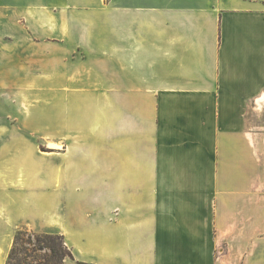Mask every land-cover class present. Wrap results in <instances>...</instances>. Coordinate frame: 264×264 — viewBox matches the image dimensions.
Returning a JSON list of instances; mask_svg holds the SVG:
<instances>
[{"label":"crops","instance_id":"1","mask_svg":"<svg viewBox=\"0 0 264 264\" xmlns=\"http://www.w3.org/2000/svg\"><path fill=\"white\" fill-rule=\"evenodd\" d=\"M0 6L19 10L0 13L14 81L114 102L101 130L62 127L86 141L49 142L62 189L53 217L33 216L63 236L64 264H264V0ZM79 181L97 185L66 188Z\"/></svg>","mask_w":264,"mask_h":264},{"label":"rangeland","instance_id":"2","mask_svg":"<svg viewBox=\"0 0 264 264\" xmlns=\"http://www.w3.org/2000/svg\"><path fill=\"white\" fill-rule=\"evenodd\" d=\"M18 11L0 6V13ZM16 23L22 27L23 19ZM10 40L7 34L0 36V64L17 58L22 61L21 54L16 55L13 50L16 49L15 42L9 43ZM14 76L16 74L12 69L0 66V205L6 206V211L0 213V219L5 224L0 225L3 264H58L55 258L47 261L49 249L39 241L43 233H56L45 231L48 228L41 226L39 219L33 216L39 209L47 218L53 217L54 195L62 189V184L55 181L54 167L65 159L55 157L49 142L57 141L65 145L70 140L86 141L89 134L85 129L78 128L71 136L62 127L68 125L70 118H75L74 124L78 127L86 128L90 124L101 130L103 113L108 105L112 110L114 102L111 105L101 100L56 102L54 85L41 87L23 79L14 81ZM96 134L102 139V133ZM77 161L79 166L83 165L81 160ZM96 185L97 182L79 181L66 188L95 189ZM7 217L13 223L29 221L38 230L23 223L8 226ZM17 230L21 233L14 244ZM13 246V258L9 259Z\"/></svg>","mask_w":264,"mask_h":264},{"label":"trees","instance_id":"3","mask_svg":"<svg viewBox=\"0 0 264 264\" xmlns=\"http://www.w3.org/2000/svg\"><path fill=\"white\" fill-rule=\"evenodd\" d=\"M20 230L16 231L14 237V244L16 243ZM39 241L43 244L44 247L49 249V255L46 257L47 261H50L51 258H55L58 261V264H64L63 260L65 257H71V251L66 245L64 238L61 234H51V233H43L40 236ZM14 246L11 248L9 252V259L13 258Z\"/></svg>","mask_w":264,"mask_h":264},{"label":"bare ground","instance_id":"4","mask_svg":"<svg viewBox=\"0 0 264 264\" xmlns=\"http://www.w3.org/2000/svg\"><path fill=\"white\" fill-rule=\"evenodd\" d=\"M50 146H54V143H49ZM0 264H3L2 250H0Z\"/></svg>","mask_w":264,"mask_h":264}]
</instances>
